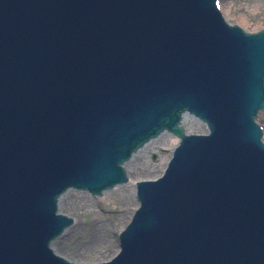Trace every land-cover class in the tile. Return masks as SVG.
<instances>
[{
	"label": "water",
	"instance_id": "1",
	"mask_svg": "<svg viewBox=\"0 0 264 264\" xmlns=\"http://www.w3.org/2000/svg\"><path fill=\"white\" fill-rule=\"evenodd\" d=\"M262 109L264 29L215 0H0V264H71L57 199L121 184L165 129L180 143L109 264H264Z\"/></svg>",
	"mask_w": 264,
	"mask_h": 264
},
{
	"label": "rangeland",
	"instance_id": "2",
	"mask_svg": "<svg viewBox=\"0 0 264 264\" xmlns=\"http://www.w3.org/2000/svg\"><path fill=\"white\" fill-rule=\"evenodd\" d=\"M221 5L228 21L246 31L264 26V0H221ZM239 17L243 20L240 21ZM258 123L262 128L264 141V111L259 115ZM170 151L167 147H161L156 153H150L151 156L156 154L151 163H156L157 171H161L164 163L160 162V157L169 155ZM137 162V166L130 169L132 177H135L133 173L136 172L141 176L152 174L145 170L150 163L141 159H137ZM130 192V188L118 189L101 199H89L87 195L73 192L66 195L61 211L73 217L75 223L55 242V251L70 261L82 264L109 258L117 250V233L127 223L134 207Z\"/></svg>",
	"mask_w": 264,
	"mask_h": 264
},
{
	"label": "bare ground",
	"instance_id": "3",
	"mask_svg": "<svg viewBox=\"0 0 264 264\" xmlns=\"http://www.w3.org/2000/svg\"><path fill=\"white\" fill-rule=\"evenodd\" d=\"M240 21H242L243 20V18L242 17H239L238 18ZM175 143H176V140L173 138V137H171V136H168V135H164V136H162L158 141H155V143H151V144H149L148 146H146V147H144V149H142L137 155H135L133 158H132V160L130 161V163H129V168H132L133 167V169L137 166V164H138V162H137V158H139V159H141V160H144L145 162H147V163H150L149 165H148V167H147V169L145 168V170H146V172H151L152 174L151 175H148V176H141V174H137V172L136 173H133L134 175H135V177L133 178V177H131V175H130V177H131V179H132V181L127 185L129 188H133V181L134 180H139V179H147V178H149V177H154V176H157L158 174H159V171H157L156 169H155V166H156V163L154 164V163H151V159H150V153L151 152H156L157 151V148H159V147H167V148H172L174 145H175ZM168 159V156H162V157H160V162L161 161H166ZM154 164V165H153ZM153 168H154V170H153ZM124 187H126V186H124ZM119 189H121V188H119ZM122 189H123V187H122ZM124 189H126V188H124ZM116 190H118V189H116ZM132 190V189H131ZM115 191V190H114ZM124 191V190H123ZM110 193V192H109ZM109 193H106L105 195H104V197L107 195V194H109ZM132 194V193H131ZM89 197V196H88ZM89 199H91L90 197H89ZM134 200V199H133ZM136 203H135V201H134V205H135ZM88 248H91L90 246L88 247Z\"/></svg>",
	"mask_w": 264,
	"mask_h": 264
}]
</instances>
